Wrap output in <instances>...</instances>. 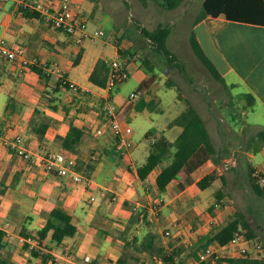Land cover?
<instances>
[{"label": "crops", "instance_id": "1", "mask_svg": "<svg viewBox=\"0 0 264 264\" xmlns=\"http://www.w3.org/2000/svg\"><path fill=\"white\" fill-rule=\"evenodd\" d=\"M61 1L36 0L39 7L35 10L42 14L40 19L26 18L20 0L0 1V36L10 47L26 48L29 57H37L49 66H58L69 82L90 92L77 93L59 85L45 71L47 78H42L35 71L23 69L18 62L0 56V132L6 137L21 135L31 158L49 152L77 155L75 170L87 181L75 182L71 176L60 177L46 172L41 164L19 157L0 137V229L6 233L3 253L12 254L11 260L17 264L23 261L49 264L46 255L59 256L68 264H119L129 244L128 227L131 223L140 230H148L149 221L154 229L165 226L173 227L174 231L186 229L198 234L200 222L212 223L216 217L201 214L197 204L205 191L198 190L196 185L204 176L221 168L210 159L192 171L185 169L164 193H160L156 180L169 160L157 166L148 179L142 181L138 168L146 162L139 166L135 161L136 144L130 156L120 157L116 154V140L111 133L96 134L104 119L106 92L94 84L90 76L99 61L109 64L122 57L119 49H128L129 45L126 41L118 45L116 41L115 57L106 59L104 51L89 47L87 42L76 44L73 37L54 28L43 14L44 8L58 9ZM193 1L196 0H184L179 5L184 19H190L189 15L193 14L189 7ZM203 2H196L199 10L195 21ZM72 5L82 14L91 30L99 29L95 22L101 18L96 6L88 10L85 0H72ZM193 30L229 88L217 82L228 92L236 88L241 95L252 93L256 98L252 105H247L253 114L248 123L250 127L258 128L257 133L255 136L244 135V149L230 146L234 147L235 154L223 158L222 164L230 166L232 162L239 161L245 169L252 165L264 174V145L255 141L258 132L264 129V25L230 20L221 15L201 19L194 23L191 32ZM128 60L124 62L127 66L137 64ZM153 85L152 77L146 78L139 88L149 96H139L135 91L138 100L113 93L123 130L133 142V126L140 124V115L151 118L152 114H146L148 111L162 109L164 97L158 92L155 95L149 93ZM185 98L192 101L206 121L194 97ZM152 120L154 122V118ZM71 125L84 132L75 151L64 147ZM40 129L44 131L43 140L38 136ZM148 133L154 138L152 143L158 141L152 131ZM212 138L218 147L213 135ZM167 140L171 143L176 139ZM225 145L224 141L223 147ZM239 150L243 155H236ZM94 153L99 156L97 161L90 159ZM218 182L222 181L218 180L213 185ZM93 196L94 201L91 200ZM159 198L163 200L161 210L153 215L148 208ZM187 206H190L189 213ZM55 208L69 214L78 231L60 244H55L48 237L40 247L39 255L34 257L33 242L26 236L37 237ZM179 209L188 213L187 216Z\"/></svg>", "mask_w": 264, "mask_h": 264}, {"label": "rangeland", "instance_id": "2", "mask_svg": "<svg viewBox=\"0 0 264 264\" xmlns=\"http://www.w3.org/2000/svg\"><path fill=\"white\" fill-rule=\"evenodd\" d=\"M85 1V7L88 10L96 6L95 9L101 18L95 22L96 27L106 34L102 39L95 41L96 43L86 41L88 46L104 51L106 59H113L116 53L114 43L118 41L119 45L126 41L129 48L125 50L133 52V55L128 54V58L130 62L137 63L127 66L130 73L129 78L119 84L113 93L130 96L132 92L136 91L139 96H149L139 87L146 78L152 77L154 85L150 88L149 93L155 95L158 92L164 97L160 106L161 111H148L146 114H152L151 118L141 114L138 119L140 124L137 123L133 126L135 132L133 140L137 146L134 152L135 161L139 166L147 161L154 139L146 134L149 130L158 140L164 137L174 141L177 138L182 129L179 126L169 127V125L186 109L185 97L192 96L205 116L216 140L219 155L222 157L219 165L220 172L226 179L224 186L222 182H218L206 190H200L205 191L204 197L197 204L201 214H211L216 218L212 223L210 221L200 222L201 227L197 225L198 234H193L192 231L186 229L174 231L173 227L165 228V226L154 229L147 220L148 230L135 228V223H131L128 227L129 244L124 252L126 264H156L159 258L172 255L177 250L179 255H174L176 264H197L198 258L193 255V252L195 249L197 250L199 236L206 235L213 229L221 228L232 219L245 220L249 224L250 229L246 230L240 227V231L243 233L251 231L253 238L262 245V250L252 252L250 256L245 257L229 249L223 252L224 257L222 258L225 261L217 263L208 261L202 264H244L241 262L244 258L264 260V198L253 191L247 171L239 161L232 162L233 165H230L229 169H225L222 164L223 158L232 157L235 154L234 147L244 149L246 146L243 141L244 135L255 136L258 128L250 127V123H248V120L251 122L253 114L249 112L250 106L247 105V100L240 94L239 89L234 88L228 92L223 88L211 76L191 48L190 32L199 10V6L196 4L197 0L189 5L190 11L193 13L189 15L190 19L182 17L180 7L174 10L166 9L162 0L151 2L148 6H144L139 0ZM162 23L171 27L168 45L185 63L191 81L185 78L177 67L154 53L149 40L142 32V29L154 31ZM118 58L120 62H125L124 57ZM146 58H149L154 66L153 73L149 72L148 67L144 64ZM135 100H138L137 97ZM152 118H154V122H152ZM224 141L226 145L223 147ZM232 145L234 147L230 148ZM238 154L243 155L241 150L236 153V155ZM221 188L225 191V197L220 204H216L217 192ZM213 205L215 208L212 209ZM189 207L187 206L188 213L190 212ZM179 210L185 214L183 209ZM167 230L171 232V235L166 234ZM11 256L12 254L8 255V252L4 253V257L9 260H11ZM231 258L236 261H229ZM52 259L53 257L48 260L49 264H53ZM21 264L28 263L23 261ZM29 264H41V261L29 262Z\"/></svg>", "mask_w": 264, "mask_h": 264}, {"label": "trees", "instance_id": "3", "mask_svg": "<svg viewBox=\"0 0 264 264\" xmlns=\"http://www.w3.org/2000/svg\"><path fill=\"white\" fill-rule=\"evenodd\" d=\"M144 6H148L150 2H159L160 0H139ZM163 5L168 10H174L184 0H162ZM26 18L37 19L41 18L42 14L31 8L21 7ZM224 15L230 20L242 21L248 23H255L264 25V0H204L201 12L195 21L198 23L201 19L207 16L219 17ZM143 34L149 40L151 50L162 56L169 64L177 67L181 74L189 79V74L185 63L174 53V51L168 45V39L171 34V27L165 24H159L154 31L142 29ZM190 45L199 61L208 70L211 76L216 80L229 88L216 66L209 59L204 52L195 31L193 30L190 35ZM119 53L124 59L128 60V54L133 55V52L129 50L119 49ZM129 61V60H128ZM111 63V62H110ZM110 63L106 61H99L95 70L90 76V80L100 86L105 87L107 85L108 74L110 71ZM126 64V63H125ZM144 64L148 67L149 72H154V66L149 58L144 59ZM127 65V64H126ZM30 70L37 72L42 78L46 77L44 70L40 67H31ZM47 78V77H46ZM191 81V80H190ZM65 88H69L67 84L58 83ZM121 84V83H120ZM174 85V84H171ZM243 98L247 100L249 105H252L256 98L252 93L242 94ZM181 99V98H180ZM187 107L178 115L169 125V127L179 126L182 128L181 133L174 142H168L164 137L153 143L151 153L147 158L146 163L138 168V176L142 181H146L152 171L163 163L165 160H169L168 164L162 169L156 180V185L160 193H164L167 190L168 185L185 170L190 171L200 167L206 161L212 159L217 165H220L219 154L212 135L208 129L207 123L196 108V106L186 98ZM39 111V110H38ZM84 132L71 125L64 141V147L75 151L76 146L80 143ZM151 133H148L150 136ZM38 136L40 140L44 138L43 129L38 130ZM255 141L264 145V129L259 131L255 137ZM256 168L252 165H248L246 168L249 183L252 186L253 191L260 197L264 198V188L256 184L253 178V172ZM221 169H215L206 176H204L198 183L197 188L199 190H206L211 187L216 181L220 180L225 185L226 179L221 174ZM225 197V191L223 188L217 192V203ZM215 208V205L211 207ZM240 227L248 230L249 224L244 220L232 219L219 229H213L206 235H201L197 242V250L195 249L193 255L199 258V255L210 246L227 245L240 231ZM78 231L77 226L72 222V217L62 211L60 208L52 210L50 218L47 224L39 230L37 237L26 236L32 238L38 242L37 247L32 249L34 257L40 253V247L43 246V242L50 237L51 241L55 244H60L66 237L75 236ZM245 235L249 239L253 238V233L247 231ZM6 233L0 229V264H17L12 260L4 257V249ZM202 250V251H200ZM174 255L178 256L179 252L174 251L172 255H166L163 260L164 264H176ZM51 258L50 255H46V260ZM220 261H225L222 258ZM229 261H236L233 258ZM244 264H264V260L244 258L241 260ZM119 264H125L124 258L118 261Z\"/></svg>", "mask_w": 264, "mask_h": 264}, {"label": "built area", "instance_id": "4", "mask_svg": "<svg viewBox=\"0 0 264 264\" xmlns=\"http://www.w3.org/2000/svg\"><path fill=\"white\" fill-rule=\"evenodd\" d=\"M20 5L23 8H33L34 10H37V7H39L36 4V0H20ZM42 11L54 28L61 30L67 35L73 37L75 43L78 45H81L88 40L91 42H95L99 39H102L106 35L103 30H91L89 28L88 22L83 18L82 14L73 7L72 0H62L59 8L54 11L48 8H44L42 9ZM0 56L7 60L18 62L23 69H30L33 66L40 67L46 72L48 77H51L58 83L67 84L71 90L77 93L90 92L89 90L84 89L73 82H69L64 77L58 66H49L43 63L37 57H29L26 48L22 46L15 48L10 47L7 44L6 40L1 36ZM129 76L130 73L127 65L120 62L119 58L111 61L107 85L103 87V90L106 92V97L103 101L104 119L101 126L96 130V134L98 136H103L107 133L112 134V136L116 140V154L120 157L130 156L132 150L134 149V142L130 138H128L123 130L122 124L118 117V107L114 103L112 96L115 88L120 83L126 81ZM136 97L137 93L132 92L130 98L133 100ZM0 137L4 139L6 145L11 150L15 151L19 157L41 164L46 172L55 173L60 177L71 176V178L75 182L87 181L84 176L80 175L75 170L78 161L77 155H67L64 152H49L47 154L38 155L35 158H31L30 154L23 144V138L21 135L6 137V135H2L0 132ZM90 159L92 161H97L99 159V156L98 154L94 153L91 155ZM224 168L229 169L230 166L228 164H225ZM253 178L255 179L256 184L264 188L263 173H261L259 170H255V172H253ZM113 199H115V196L113 197ZM91 200L94 201L95 197H91ZM162 203L163 200L159 198L156 202L149 206V213L157 215L161 210ZM166 234L169 236L171 235V232L167 230ZM29 240L33 242L31 249H35L38 242L31 238ZM229 249H232L235 253L246 257L250 256L252 252L261 251L262 245L255 239H249L245 235V233L237 232L234 238L227 245H215L208 247L199 255L197 264L206 263L208 261L217 263L222 259V257H224L223 252ZM68 254L69 253H66L65 256H68ZM52 263L68 264L67 262H63L59 256H54V258L52 259ZM156 264H164L163 258H159L156 261Z\"/></svg>", "mask_w": 264, "mask_h": 264}]
</instances>
